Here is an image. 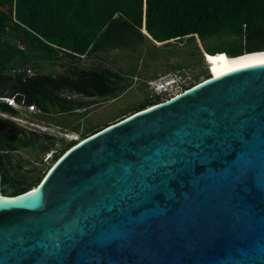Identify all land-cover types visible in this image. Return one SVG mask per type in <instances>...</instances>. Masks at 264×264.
Masks as SVG:
<instances>
[{
    "label": "water",
    "instance_id": "95a60500",
    "mask_svg": "<svg viewBox=\"0 0 264 264\" xmlns=\"http://www.w3.org/2000/svg\"><path fill=\"white\" fill-rule=\"evenodd\" d=\"M19 86L1 79L0 103ZM52 165L15 196L0 167V264H264V62L132 112Z\"/></svg>",
    "mask_w": 264,
    "mask_h": 264
},
{
    "label": "trees",
    "instance_id": "16d2710c",
    "mask_svg": "<svg viewBox=\"0 0 264 264\" xmlns=\"http://www.w3.org/2000/svg\"><path fill=\"white\" fill-rule=\"evenodd\" d=\"M211 38L219 40L206 44ZM197 41L204 45L198 46ZM148 43L153 45L151 61L160 57L159 47L177 44H194L188 53L198 56L200 63L209 56L214 64L212 75L203 70L188 85L178 84L180 91L229 69L264 62V0H0V80L16 78L20 86L12 99L23 106H36L42 120L49 119L72 132L79 131L78 121L98 101L120 97L141 75L138 65L115 70L104 64L85 66L81 61L101 52L136 53ZM45 67L58 71L44 73ZM149 67L145 60L143 70ZM14 68L21 71L11 74ZM29 68L34 76L27 74ZM185 68L176 63L167 70L185 75ZM141 79L147 87L146 78ZM166 96L147 97L121 115L162 102ZM0 111L17 113L6 102L0 103ZM118 120L87 128L81 132V139ZM29 135L0 143L4 192L9 196L35 188L51 165L76 144L74 141L55 150L49 166L30 180L37 166L11 152L36 146L49 151L55 140L63 139L35 131ZM41 138L43 142H39Z\"/></svg>",
    "mask_w": 264,
    "mask_h": 264
},
{
    "label": "rangeland",
    "instance_id": "374dc122",
    "mask_svg": "<svg viewBox=\"0 0 264 264\" xmlns=\"http://www.w3.org/2000/svg\"><path fill=\"white\" fill-rule=\"evenodd\" d=\"M218 40L219 39L217 38H211L205 43L208 45H213L218 42ZM196 43L200 47L204 45V42L202 41H197ZM193 47L194 44H191V46L186 44H177L176 47L168 48L159 47L158 49L160 50V57L152 61L150 60L151 54L149 52L153 49V45L150 43L141 47V51L139 50L136 53L116 50L101 52L89 59H83L81 61L82 65L93 66L95 64H104L115 70H126L132 65H138L141 75L134 78L133 86L120 97L110 101H98L94 106H92L89 109L87 115L78 121L81 125L78 132L62 129L57 126L55 122L49 119L47 121L42 120L39 116L37 117V114L24 115V113L19 111L21 117L23 119L25 118L27 121H23L22 123L16 122V124L22 127L27 133L35 131L42 134L45 133L51 135L56 139H63V142H56L55 140L53 149L49 151H42L38 146H36V148L33 149H22L19 151L20 153L16 154L18 158H25L37 166V170L31 173L30 180H33L39 174V172H43V170L49 166L50 159L52 157L51 155L53 152H55V150L60 151L65 145L71 144L74 141L81 139V132H85L87 128L91 126H98L99 124H103L104 122L112 119H122L123 117L121 114H123L128 108H133L147 97L154 96L155 94L163 95L162 93H159L161 88L157 87V89H155L154 87L156 84H158L157 80L158 82H160L159 80L165 81L176 74L170 72L169 69L167 70L170 64L182 63L185 65L186 68L183 72L186 75V79L183 81L184 83L182 82L185 85H188L194 79V77L200 74L203 70H207L210 73L211 67L214 64L211 63L209 56L204 57L203 62L200 63L198 56L188 53V51L193 50ZM139 54H141V57H138ZM225 59H227L226 62L232 63V59L229 57H225ZM145 60L150 62V67L146 70H143V64ZM51 71H58V69L52 67H45L43 69L44 73ZM153 76L157 77V80L152 79ZM141 78H146L145 82L147 83V87L143 86V80ZM203 78L204 76L201 75L200 80ZM179 89L180 87L177 86L175 90L167 94L166 97L177 93L180 91ZM3 114L5 113L0 112V116H2V118L4 117L6 119L9 118L12 120L8 114L6 115L7 117ZM71 120H73L72 117ZM68 121H70V119ZM43 141V138L39 140V142Z\"/></svg>",
    "mask_w": 264,
    "mask_h": 264
},
{
    "label": "built area",
    "instance_id": "2783aa9c",
    "mask_svg": "<svg viewBox=\"0 0 264 264\" xmlns=\"http://www.w3.org/2000/svg\"><path fill=\"white\" fill-rule=\"evenodd\" d=\"M21 71V69H18V68H14V69H12L11 70V74H17V73H19ZM27 74L31 77V76H34L35 75V72L32 70V69H27ZM186 75H183V74H179V73H176V74H174L171 78H169V79H173V81H175L176 82V84L177 85H175V86H170L171 88H169L167 91V94H169V93H171V92H173L174 90H175V88L177 87V86H179L178 84H181L185 79H186V77H185ZM169 79H166L165 81L163 80H159L160 82H158V80H157V83L158 84H156L155 85V89H157V87H159V88H161V90H160V92L159 93H162V94H164V91L166 90V88H162V87H165V85L167 84V80H169ZM162 82V83H161ZM161 85V86H160ZM159 91V90H158ZM182 91H184V90H182ZM182 91H179V92H177V93H174L173 95H170V96H168V98L167 99H169V98H172L173 96H175V95H177V94H179L180 92H182ZM9 106H11L12 108H14L16 111H17V113L16 114H9V113H5V115H9L11 118H12V120L11 119H9V120H11V121H13V122H17V123H22L23 121H27L25 118L23 119L22 117H21V115L19 114V111H21L22 113H24V115H27V114H37V117L42 113L36 106H34V105H29V106H23V105H20V104H18L14 99H12V98H8V99H6V101H5ZM52 156V155H51ZM53 157V156H52ZM52 157H51V159H52ZM50 159V160H51Z\"/></svg>",
    "mask_w": 264,
    "mask_h": 264
},
{
    "label": "flooded vegetation",
    "instance_id": "af4514ba",
    "mask_svg": "<svg viewBox=\"0 0 264 264\" xmlns=\"http://www.w3.org/2000/svg\"><path fill=\"white\" fill-rule=\"evenodd\" d=\"M3 115L6 116L5 114H3ZM4 120L7 121V122H5ZM0 123H8V124L12 123V124H15L18 128H20L21 130H23L24 132H26L22 127L18 126L15 122H13V121H11L9 119H6L4 117L2 118V116H0ZM2 140H7V141H11L12 142V141H16L17 139L16 140L15 139L14 140H8L3 135L0 134V143H1ZM22 149H26V148H21V149L14 150L12 152L10 151V152L11 153H14L16 155L17 153H20L19 151L22 150ZM0 157H1V154H0Z\"/></svg>",
    "mask_w": 264,
    "mask_h": 264
},
{
    "label": "bare ground",
    "instance_id": "6f19581e",
    "mask_svg": "<svg viewBox=\"0 0 264 264\" xmlns=\"http://www.w3.org/2000/svg\"><path fill=\"white\" fill-rule=\"evenodd\" d=\"M260 63H263V62H260ZM255 64H259V63H255ZM255 64H248V65H246V66H251V65H255ZM246 66H239V67H235V68H233V69H229V70H227V71H225V72H223V73H221V74H218V75H215L214 77H218V76H220V75H222V74H224V73H226V72H229V71H232V70H235V69H238V68H242V67H246ZM75 145V144H74ZM52 166H54V165H52ZM51 166V167H52ZM38 186V185H37ZM37 186L35 187V188H31L32 189V192H35L36 190H37ZM6 200H12V199H6Z\"/></svg>",
    "mask_w": 264,
    "mask_h": 264
},
{
    "label": "clouds",
    "instance_id": "9594fccd",
    "mask_svg": "<svg viewBox=\"0 0 264 264\" xmlns=\"http://www.w3.org/2000/svg\"><path fill=\"white\" fill-rule=\"evenodd\" d=\"M166 82V81H165ZM175 85H177L176 84V82L175 81H173V79H169V80H167V84L165 85V87H166V90L164 91V93H166L167 94V90L169 89V88H171L170 86H175Z\"/></svg>",
    "mask_w": 264,
    "mask_h": 264
},
{
    "label": "snow or ice",
    "instance_id": "6c2138e0",
    "mask_svg": "<svg viewBox=\"0 0 264 264\" xmlns=\"http://www.w3.org/2000/svg\"><path fill=\"white\" fill-rule=\"evenodd\" d=\"M221 59H222V57H221ZM242 66H246V65H242Z\"/></svg>",
    "mask_w": 264,
    "mask_h": 264
}]
</instances>
